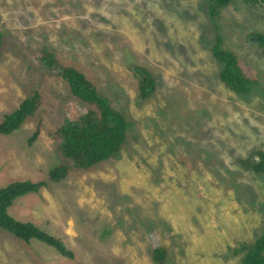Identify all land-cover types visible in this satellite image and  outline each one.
<instances>
[{
    "label": "rangeland",
    "instance_id": "rangeland-1",
    "mask_svg": "<svg viewBox=\"0 0 264 264\" xmlns=\"http://www.w3.org/2000/svg\"><path fill=\"white\" fill-rule=\"evenodd\" d=\"M0 0V125L38 91L43 104L0 133V189L46 182L9 208L59 239L74 257L0 227V264H241L264 235V174L239 161L264 152V6L231 0ZM218 36L253 81L220 80ZM53 52L82 71L129 129L120 154L86 169L61 164L54 133L88 105L37 58ZM156 92L139 98L133 67ZM39 130L37 139L30 143ZM155 246L166 249L154 261ZM247 249H245V248Z\"/></svg>",
    "mask_w": 264,
    "mask_h": 264
},
{
    "label": "trees",
    "instance_id": "trees-1",
    "mask_svg": "<svg viewBox=\"0 0 264 264\" xmlns=\"http://www.w3.org/2000/svg\"><path fill=\"white\" fill-rule=\"evenodd\" d=\"M230 1L210 0L212 18H218L220 10L229 5ZM245 1L261 3L264 6V0ZM224 42V39L218 36L212 48L213 57L222 66L220 80L236 92H248L253 81L243 74L237 56L224 47ZM37 62L41 68L55 73L67 84L74 99L88 105L86 111L76 118L66 119L56 129L54 136L58 141V153L62 162L50 171V179L55 182L62 181L67 177L70 167L81 170L115 159L127 140L129 123L125 115L110 106L108 100L82 71L61 65L53 52L44 50ZM133 73L139 83V98H150L157 89L152 74L139 65L133 67ZM42 104V93L34 92L14 113L6 116L0 125V133L9 135L20 129L28 118L36 114ZM38 135L39 130L30 143H33ZM239 164L256 174H264V152L254 151L248 158L241 159ZM45 186L46 182L23 181L0 189V227L22 241L39 240L55 247L62 256L74 257V253L59 239L35 224L16 220L9 213V208L18 198L37 193ZM247 250L248 254L241 264H264V235ZM166 254V249L161 246H155L151 251L152 258L157 263H162Z\"/></svg>",
    "mask_w": 264,
    "mask_h": 264
}]
</instances>
